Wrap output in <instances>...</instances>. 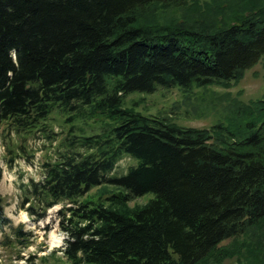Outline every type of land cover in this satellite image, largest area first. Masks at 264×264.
<instances>
[{
  "label": "trees",
  "instance_id": "obj_1",
  "mask_svg": "<svg viewBox=\"0 0 264 264\" xmlns=\"http://www.w3.org/2000/svg\"><path fill=\"white\" fill-rule=\"evenodd\" d=\"M262 60L264 0H0V126L32 133L56 109L113 123L73 136L84 151L45 163L19 209L37 223L60 206L65 264H264V94L208 129L125 105L159 87L230 88ZM124 156L137 165L111 176ZM104 184L115 190L96 200ZM6 205L0 246L29 248Z\"/></svg>",
  "mask_w": 264,
  "mask_h": 264
},
{
  "label": "rangeland",
  "instance_id": "obj_2",
  "mask_svg": "<svg viewBox=\"0 0 264 264\" xmlns=\"http://www.w3.org/2000/svg\"><path fill=\"white\" fill-rule=\"evenodd\" d=\"M192 2L198 3L203 10L212 4V0ZM263 94L264 60L248 70L243 79L230 88H194L188 93L179 87H159L152 94L128 95L125 105L144 115L161 116L179 126L208 129L223 116L225 108L232 100L249 103L261 98ZM88 117L86 115L84 118H77L71 113L56 109L45 121V125L32 133L16 132L7 124L0 126V169L3 171L0 196L6 201V214L14 225L24 224L25 231H32L35 235L32 245L27 249L14 250L0 246V264H65L60 250L64 248L67 236L59 227L57 211L60 206L49 210L44 220L34 223L26 212L19 209V205L24 186L32 179L39 181L43 177L45 163L54 162L71 146L84 151L79 147V139H73V136L81 137L82 131L87 136L101 134L113 124L110 119L100 117L92 120ZM136 165L137 160L124 156L111 176L121 177L127 174L130 167ZM114 190L113 186L104 184L90 193L96 195L95 199L98 200L104 191ZM154 197V194L144 195L130 202L129 206L145 205ZM84 199L92 200V196ZM5 234L10 235V232L6 230ZM2 238L0 231V240ZM54 238L60 243L54 244ZM230 242L232 243L227 241L225 245ZM230 261L226 263L235 264Z\"/></svg>",
  "mask_w": 264,
  "mask_h": 264
},
{
  "label": "bare ground",
  "instance_id": "obj_3",
  "mask_svg": "<svg viewBox=\"0 0 264 264\" xmlns=\"http://www.w3.org/2000/svg\"><path fill=\"white\" fill-rule=\"evenodd\" d=\"M60 242L58 241V239L54 238V244H59Z\"/></svg>",
  "mask_w": 264,
  "mask_h": 264
}]
</instances>
